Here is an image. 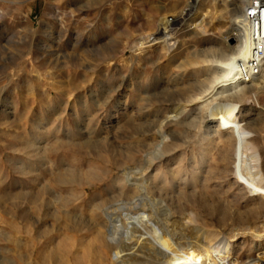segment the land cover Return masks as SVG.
<instances>
[{
    "label": "rangeland",
    "instance_id": "374dc122",
    "mask_svg": "<svg viewBox=\"0 0 264 264\" xmlns=\"http://www.w3.org/2000/svg\"><path fill=\"white\" fill-rule=\"evenodd\" d=\"M185 7V0H0V264L58 263L56 237H40L49 228L36 222L43 188L67 196L70 189L58 181L70 175L67 167L79 178L103 167L95 155L112 151L102 136L119 135L117 146L140 142L142 135L123 136L135 127L137 109L147 103L145 92L165 97L162 91L178 73L192 80L208 74L199 53L220 37L226 47L227 34L220 36L205 12L187 13L180 21ZM165 11L180 18L177 30L168 43H147ZM202 22L204 36L197 29ZM169 107L155 102L149 109L164 108L167 116ZM187 110L180 119L189 117L191 124L168 126L177 148L156 166L196 172L197 189L208 194L192 206L215 227L257 224L264 219V195L258 191L264 182V91L240 99L205 97ZM108 183L110 178L88 188L89 195ZM221 211L228 218L216 224ZM246 249L245 256L257 257L264 241ZM71 257L60 255L75 264Z\"/></svg>",
    "mask_w": 264,
    "mask_h": 264
},
{
    "label": "bare ground",
    "instance_id": "6f19581e",
    "mask_svg": "<svg viewBox=\"0 0 264 264\" xmlns=\"http://www.w3.org/2000/svg\"><path fill=\"white\" fill-rule=\"evenodd\" d=\"M197 11L205 12L211 21L217 23L216 29L220 36L223 32L229 35L238 18L237 12L232 11L224 1L196 0L193 4L186 1L180 21L187 19L188 15L185 14L192 15ZM179 19L170 23L172 19L161 16L154 36L147 38L146 42H167L177 30L175 24H180ZM229 23L230 26L221 30L222 26ZM197 25L199 33L206 35L204 22ZM223 41L222 37L215 39L200 51L201 61L198 63L208 65V74L205 73V76L192 80L180 72L171 80L173 83L162 91L167 96L145 92L148 94L145 99L147 103L143 106L140 104L137 109L139 113L135 117V127H130L129 134L122 135L127 139L142 135L140 142L117 146L114 144L119 135L102 136L99 140L112 151L109 156L106 152H95V156L104 161L103 167L89 171L90 175L83 178L73 175V166L67 167L70 175L58 179L62 186L70 189L67 196L62 197L54 190L43 188L41 218L36 222H42V226L49 228L47 232H39L40 237H45L47 233L53 236V240L56 237L54 243L60 251L56 253V264H70L68 259L66 262L60 255L68 258L71 254L75 264H85L86 260L93 264H264V251L257 257L242 253L247 244L249 248L246 250L250 251L264 241V219L254 225L236 223L217 228L215 224L204 220L192 206L208 194L202 192L204 189H197L196 172L192 170L193 174H188L187 170L179 166L176 170L164 172L156 166L177 148L168 126L191 124L189 117L180 119L190 103L205 97L210 101L220 96L226 100L240 99L249 93L256 96L264 91V68L259 76L242 84H236L227 75L228 62L236 56L237 50L226 43L227 48L223 47ZM143 45L144 42H140L138 50L143 49ZM172 48L174 43L169 44L168 50ZM207 52L212 53L209 59ZM196 71L194 74L200 73ZM106 101L102 106L108 103ZM155 102H168L169 115L162 114L166 113L163 110L165 107L161 110L149 109ZM119 109L126 112V102L121 103ZM97 110L98 107L94 109ZM150 112L154 115L151 116ZM168 117L174 119L169 120ZM108 178L110 183L102 191L89 195L88 188ZM76 186L80 190L74 193ZM258 191L264 195V182L259 183ZM104 193L106 197L102 198ZM221 214V218L215 220L216 224L228 218L225 212L221 211ZM32 224L33 221H28V226ZM72 244L74 247L76 245L74 251ZM82 246H85L84 251H81Z\"/></svg>",
    "mask_w": 264,
    "mask_h": 264
},
{
    "label": "built area",
    "instance_id": "2783aa9c",
    "mask_svg": "<svg viewBox=\"0 0 264 264\" xmlns=\"http://www.w3.org/2000/svg\"><path fill=\"white\" fill-rule=\"evenodd\" d=\"M186 1L193 4L196 0ZM220 1L238 14L231 33L226 36V44L237 50L236 56L228 62L227 75L236 84L250 82L264 68V0Z\"/></svg>",
    "mask_w": 264,
    "mask_h": 264
},
{
    "label": "crops",
    "instance_id": "0c3cea01",
    "mask_svg": "<svg viewBox=\"0 0 264 264\" xmlns=\"http://www.w3.org/2000/svg\"><path fill=\"white\" fill-rule=\"evenodd\" d=\"M184 11V9L181 11V12H183ZM163 15H166L167 16V13H166V11L165 12H163L160 16H163Z\"/></svg>",
    "mask_w": 264,
    "mask_h": 264
},
{
    "label": "water",
    "instance_id": "95a60500",
    "mask_svg": "<svg viewBox=\"0 0 264 264\" xmlns=\"http://www.w3.org/2000/svg\"><path fill=\"white\" fill-rule=\"evenodd\" d=\"M233 40L231 39L230 42H232Z\"/></svg>",
    "mask_w": 264,
    "mask_h": 264
}]
</instances>
